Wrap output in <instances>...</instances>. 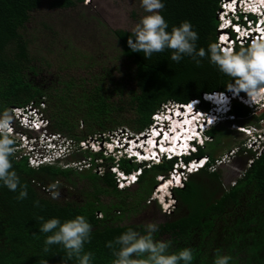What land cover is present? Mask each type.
Listing matches in <instances>:
<instances>
[{"label":"trees","instance_id":"1","mask_svg":"<svg viewBox=\"0 0 264 264\" xmlns=\"http://www.w3.org/2000/svg\"><path fill=\"white\" fill-rule=\"evenodd\" d=\"M46 1L53 9H73L84 2ZM222 1L163 0L161 14L169 30L183 21L190 22L198 34L197 48L207 49L210 43L219 44ZM43 2L0 0V110L7 108L13 113L15 108L27 110L33 105L46 122L41 132L58 134L80 148L81 142L108 140L122 128H129L133 135L143 134L153 124V115L172 104L199 100L200 108L208 110L210 103L204 100V94L232 91L225 85L228 78L207 58L199 65L190 57L176 63L170 59L171 50H165L145 59L143 53L128 47L131 31L99 22L102 30L96 32L90 28L92 18L84 12L61 24L69 37L93 44L87 50L78 47L74 39H59L56 25H49L45 19L37 20L35 27L29 25ZM86 27L92 34L85 38L78 35L87 31ZM44 35L50 39L48 42ZM249 44L236 41L233 51ZM258 113L234 100L231 114L236 119L228 121L240 120V126L256 127L264 120V111ZM218 125L206 133L220 143L227 130L223 132L224 126ZM18 131L29 137L31 132L35 133L33 137L39 134L28 129ZM260 146L264 148V142ZM14 148L11 170L26 187L27 197L17 199L20 185L16 192L0 186V264H43L45 260L47 264H79L76 257L69 260L60 245L44 252V240L50 233L39 232L41 217L44 221L58 218L63 222L77 215L85 216L92 226L91 238L83 249L92 254L90 264H113V250L106 246L109 241L129 228L145 234L146 224H121L120 219L125 213L144 211L152 203L150 197L158 177L167 178L174 166V160L166 158L149 167L144 165L134 184L119 187L112 167L127 173L140 168L126 156L116 161L104 155L105 151L97 153L87 146L84 157H72L81 169L62 167L59 160L33 167L27 154L18 155L24 149L16 141ZM243 153L253 161L228 187L223 185L220 171L210 169L217 158L205 146H198L195 154L184 157L189 161L208 156L209 162L188 173L183 186L172 190L174 208L170 214H162L163 221L156 222L158 231L153 240L170 241L169 253L192 249V264H214L218 255L229 256V264H264V152L256 156L242 141L236 154ZM98 167L104 171L98 173ZM82 179L87 180L86 188L80 186ZM54 182L60 186V197L55 200L45 191ZM103 195L114 198L105 201Z\"/></svg>","mask_w":264,"mask_h":264},{"label":"clouds","instance_id":"2","mask_svg":"<svg viewBox=\"0 0 264 264\" xmlns=\"http://www.w3.org/2000/svg\"><path fill=\"white\" fill-rule=\"evenodd\" d=\"M139 5L145 15H143L138 23L131 28V35L127 39V45L132 52L143 53V57L148 59L154 53L171 50L170 59L173 62L179 63L184 57H190L197 65L201 63L202 59L207 58L208 62L215 66L219 73L228 78V83L225 85L232 91L230 93L213 92L204 94V100L205 97L207 98V94L225 95L227 98L226 104L223 106L225 108V113L215 120V123L208 125L207 129L201 130L200 139L192 142L194 146L193 149L186 150L180 157H177L176 154L171 155L170 151L175 153L182 152L180 147L171 149L175 146L173 145L172 147L168 146L170 149H166L165 151L153 148L155 153L158 154V161L149 160L147 159L148 157L139 159L131 158L128 157L127 154L119 153V151L114 148L112 142L108 143L112 138L114 140V136L105 140L104 150L102 148L94 150V146L89 145L92 150L98 153L102 150L109 152L107 145L111 144L113 145L112 152H110L111 156L120 154L140 165L139 169H135L129 173L124 172L116 166L113 167L112 170L117 176V182L120 187L134 184L141 174L144 165L149 167V165L160 163L163 158L174 160L173 169L179 168L180 171H185L187 173H192L189 168L195 163V160L201 163L200 168L205 167L209 162L208 156L198 157L189 161H185L184 157L192 156L198 151V146H204L208 140L207 130L223 122V118L235 121L236 118L231 114L232 102L234 100L244 103L254 111L264 109V0H223L221 3V15H219L220 25L218 29L222 31L218 32L219 44L210 43L207 49L203 47L197 48L196 42L198 40V34L193 30L190 22L183 21L179 26H173L171 30H169V25L161 14L165 7L163 0H139ZM244 35H247V37ZM236 41H239V43L249 41L250 44L246 48L233 51ZM170 106L171 105L167 107ZM198 107L200 108V104ZM165 109L166 107L163 110ZM200 110L202 109L200 108ZM202 111L205 112L207 118H212L213 113H209V109ZM13 113L7 108L0 110V186L6 187L9 191L16 192L18 185H20V180L16 172L11 170L12 163L10 157L13 156L15 151V141L19 143L21 148H26V146H21L19 138H26L27 136L19 132V128L21 130L28 129L39 133L38 137L27 136L29 138H26L27 145L31 148L28 149L30 150L28 151V156L45 152L52 156L49 160V162H52L56 157V161L65 159L66 155L70 152L66 151L67 147L65 150L63 149V146L66 145L65 141L56 139L55 137L53 138L48 132H41L45 127L42 118L37 119L38 116L29 115V111L27 110L22 113L23 116H17L16 111H13ZM25 117L26 120H23ZM203 119H205V117H203ZM32 122L40 124L39 128L34 129ZM24 123L25 126H21ZM17 126L21 127L18 128ZM153 126L154 122L146 132L148 133ZM238 128L249 131L252 129V127L246 126ZM255 128L257 127H254L253 134H251V132L249 133V138L262 139L259 144L260 146L262 142H264V130L261 129V127L258 128L259 130ZM147 133L145 134L146 136H148ZM41 135L43 136V142H40L39 139ZM135 136L142 137L144 135H134V138L131 139L138 142L139 140L142 141V139ZM33 138L34 140H32ZM45 139L47 141H45ZM36 145L38 147H36ZM61 149H63L62 152L64 153L60 156L58 154ZM137 151L140 154L145 153L147 156L150 155L149 150L144 148L138 147ZM170 174L167 178L163 176L159 177L160 180H165V182L170 181L168 190L172 191L178 186L175 184L174 177H171ZM121 180L124 181L123 185L120 183ZM45 191L49 192L51 198L54 200L60 197V186L58 182L49 184L45 188ZM26 197V187L20 185L17 199L22 200ZM36 203L38 206V202ZM39 219L43 221L40 224L39 232L44 234L50 233L46 235L44 240V252H48L49 247L52 245H60L65 250L69 260L76 257L79 264H90L92 254L90 252H84L83 249L84 245L88 243L91 238L92 226L85 216L77 215L63 222L58 218H51L46 221H44L42 217ZM144 230L145 234L141 235L139 232L129 228L113 241L107 243L106 246L113 250V256L115 258L113 264H192V249L184 248L178 252L169 253L170 241L153 240V234L158 231V225L156 223H147L144 225ZM134 256H143L145 258L135 259L133 258ZM229 260V256L218 255L214 264H229ZM43 264H47V260H45Z\"/></svg>","mask_w":264,"mask_h":264},{"label":"rangeland","instance_id":"3","mask_svg":"<svg viewBox=\"0 0 264 264\" xmlns=\"http://www.w3.org/2000/svg\"><path fill=\"white\" fill-rule=\"evenodd\" d=\"M83 12L87 13L89 15V17L92 18L91 21H93L95 24H93V22H90V24L92 25V27H90V28H92V30H95L96 32H98L99 30H102L101 27H98L99 22L105 24L106 26H109L112 29H124V30L131 31V28L134 27L136 23H138L139 19L143 15H145V13L143 12L142 8L139 5V0H84L83 3L77 4V7L73 8V9H53V8H50L47 1L44 0L40 9L35 12L34 20H32V22H30L29 25H32L33 27H35L36 25H38L37 20H39L40 18L45 19L49 23V25H56L55 27L58 28V31L60 32L59 33L60 34L59 39L62 38L63 41L66 39V37L70 41H71V39L72 40L74 39L75 42L77 43L78 47H82V49L87 50V49L92 48L93 44H91L88 41H84V40H83L84 41V43H83L80 38L76 39V38L69 37L70 34H67L66 27L63 28L62 24H61L63 21H65L67 19L68 20H74L77 15H81ZM219 15H221V13ZM93 17H94V19H93ZM69 24L72 26V23H69ZM85 30H87V27ZM218 32H222V31L220 29H218ZM77 33H78V35H80L84 38L86 36L92 34L88 30L85 32H77ZM43 38H44L45 42H48L50 40L45 35L43 36ZM92 39H94V38H92ZM63 41H60V44ZM41 43L43 44V40L41 41ZM63 45L65 46V44H63ZM43 50L48 52V50H46L45 48ZM49 76H52L51 72H49ZM115 97L117 98V95H115ZM15 110L16 109H14L13 111H15ZM27 111H29V113H28L29 115L38 116L37 119L42 118L40 116L39 112L36 111V108L33 105L28 106ZM262 111H264V110H259V111H257V113L259 112L258 114H260V112H262ZM13 115H14V113H13ZM224 119L225 118H223V122L219 123L218 126H224V128H222V131L225 132L227 130V132H226L227 136L224 137V139L220 143L216 142V138L215 139L214 138H208V140H207L208 144L206 142L204 144V146H205V148L210 150L211 153H214L215 158L224 159V162L221 165H219L217 169H218V171H220L221 180H222L223 185L225 187H228L229 185H232L234 180L237 179L241 175V172L244 169L245 163L248 162V160H249V158H246L244 156L245 153L239 154V155L236 154L237 150H239L241 142L246 141L247 142V148L251 146L254 149V148H257L259 146L262 139L255 138V140H253V139L249 138L250 137L249 133L251 132V134H253L254 127H252L251 131L244 130V129L241 130L238 128V127H242L238 123V121H240V120H238L237 123L236 122L233 123V122H229L228 120H226V119L224 120ZM44 124H46V122ZM257 124H258V126H256L257 128H255V129H258V127L261 126V129L264 130V120L258 121ZM21 126L24 127L25 123L22 124ZM21 126H17V127L19 128ZM253 126H255V125H253ZM246 127H248V126H246ZM122 129H123V131H121L119 129H118L119 131L117 130L118 133L115 134V136H114L115 143L117 142L116 140L119 137H121L122 140L124 139L123 136H127L126 140H130V139L134 138V135L130 131L129 128L128 129L122 128ZM146 133L147 132H144L143 134H141V136L144 135L142 137H140V136H135V137L142 139L141 142H144V141H146L144 139H146L148 137L145 135ZM30 134L32 135V137L35 136L34 135L35 133L31 132ZM26 138L28 139L29 137L26 136ZM26 138L25 137L19 138L21 146L22 147L26 146V148L24 149V151L21 150L22 152L19 151L18 155H26V154H28V151H30L28 149H31L30 146L27 145V139ZM55 138H57V139L62 138L63 140H65V138H63V137L58 138V136H56ZM39 139H40V142H43L42 141V139H43L42 135L40 136ZM32 140H34V138ZM45 141H47V140L45 139ZM112 141H113V138L108 143H111ZM68 142H70L69 143L70 144L69 149H70V147H72L71 150H73L70 154L71 156L68 155L66 159H60L58 164L62 167L72 166V167L81 169L80 168L81 166H79L80 165L79 161L76 159H73L72 157H74V156L84 157L86 155V149L85 148L87 146H89V142H87V144H85V142L79 143L80 148H78V145H76V142H73L72 140H69ZM104 143H105L104 141H102V142L94 141L93 149L99 150L100 147H102V149L105 148ZM35 144H36V142H35ZM106 145H107V143H106ZM107 146H108L109 152L106 151L103 154L104 155H111L110 152H112L113 145L108 144ZM36 147H38V146L36 145ZM69 149H67L66 151H68ZM113 157L117 161L123 156L118 154L117 156H113ZM88 159H90V158H88ZM82 162H84V159H82ZM87 162H88V160H87ZM101 162H97V163H101ZM54 163H56V162H54ZM54 163L49 162L47 164H54ZM85 166H89V164H86ZM112 169H113V167L111 168V170ZM97 171H98V173H102L104 171V168L98 167ZM158 180H159V183L156 185V187H154V191L150 197L151 199H153L152 203L148 204L149 206L144 211L137 212V213L136 212L125 213L119 221L121 224H131V223L147 224L150 222L156 223V222H161V221H163V219H165V217L162 214H164L165 210L168 207L173 208L172 205L174 204V196H172L173 195L172 191L168 190V188H167L168 186L165 187L162 192H159V189L162 190L161 187L166 182H165V180H160V177H158ZM79 183H80V186L83 185L84 188H86L88 186L86 179L80 180ZM64 185H65V187L69 186L66 183H64ZM119 187H120V185H119ZM102 198L105 201H108V200L113 199L114 197L110 196V195H107V196L103 195Z\"/></svg>","mask_w":264,"mask_h":264},{"label":"built area","instance_id":"4","mask_svg":"<svg viewBox=\"0 0 264 264\" xmlns=\"http://www.w3.org/2000/svg\"><path fill=\"white\" fill-rule=\"evenodd\" d=\"M243 41V40H242ZM16 110V114H17V116L19 115V116H23V112H25V110L23 109V108H15ZM260 110V109H259ZM22 118V117H21ZM24 120H26V117L25 118H23ZM42 122H43V124L45 123V121L43 120V118H42ZM45 125V124H44ZM32 126V125H31ZM39 126H40V124H35L34 125V129H38L39 128ZM53 138L54 137H56V136H58V138H60L61 136L60 135H58V134H50ZM57 139V138H56ZM253 140H255V138H252ZM59 140H63L62 138H60ZM63 141H65V144L66 145H64L63 146V149L65 150V148H66V150L67 149H69V142H68V140H63ZM104 142H106L105 140H104ZM94 142H89V145H91V146H93L94 144H93ZM67 144H68V146H67ZM85 144H87V143H85ZM100 148H102V147H100ZM248 148H251L253 151H255L256 152V156H259L262 152H264V148H263V146H258L257 148H252L251 146L250 147H248ZM63 149H61L59 152V154L58 155H63V153L64 152H62V150ZM71 150V147H70V149L67 151V152H69ZM62 152V153H61ZM235 152V151H234ZM50 157H52L49 153H45V152H40L39 154H36V155H30L29 156V164L31 165V166H33V167H38V166H40V165H42V164H47V163H49V160H50ZM57 158V157H56ZM56 158H54L53 160H52V162H50V163H54V162H56ZM203 159H205V158H203ZM252 159H250V160H248V165H250L251 163H252ZM195 163L193 164V165H191V167L189 168V170L191 171V172H195V171H197L199 168H200V166H201V163H199L197 160H195L194 161ZM224 162V159H216V161H215V163L213 164V165H211L210 166V169L211 170H216L217 168H218V166L219 165H221L222 163ZM195 165V166H194ZM187 172H185V171H180L179 170V168H174L173 169V171L171 172V174H170V176L171 177H174V180H175V184L178 186V187H181V186H183V184H184V181L186 180V177H187ZM176 176V177H175ZM120 183L123 185L124 184V181H120ZM233 184H235V181L233 182ZM173 206V208H174V205H172ZM173 208H170V207H168L166 210H165V212L164 213H167V214H170L171 212H172V210H173Z\"/></svg>","mask_w":264,"mask_h":264},{"label":"bare ground","instance_id":"5","mask_svg":"<svg viewBox=\"0 0 264 264\" xmlns=\"http://www.w3.org/2000/svg\"><path fill=\"white\" fill-rule=\"evenodd\" d=\"M175 132H177V130H175ZM172 135L173 134H171V135H167V140L169 141V142H179V143H181L182 141H180V140H174V138L172 137ZM183 135H185V133L183 134ZM166 145V146H165ZM178 146L176 145V146H174V147H172L171 149H176ZM162 149L163 150H166V149H170L169 147H168V144L166 143V144H163L162 145ZM195 166V165H194ZM169 183H170V181H167L162 187H161V189L162 190H160L159 189V192H162L163 191V189L165 188V187H167V188H169ZM166 195V194H165ZM166 200V199H165Z\"/></svg>","mask_w":264,"mask_h":264},{"label":"crops","instance_id":"6","mask_svg":"<svg viewBox=\"0 0 264 264\" xmlns=\"http://www.w3.org/2000/svg\"><path fill=\"white\" fill-rule=\"evenodd\" d=\"M247 166H249V165H248V162L245 163V165H244V169H243L242 172L245 171V169L247 168ZM242 172H241V175H242ZM241 175H240L239 177H241ZM239 177H238V178H239ZM238 178H237V179H238ZM237 179H235L234 181H236Z\"/></svg>","mask_w":264,"mask_h":264}]
</instances>
